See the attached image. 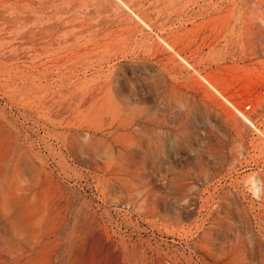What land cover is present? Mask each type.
<instances>
[{
  "label": "rangeland",
  "instance_id": "rangeland-1",
  "mask_svg": "<svg viewBox=\"0 0 264 264\" xmlns=\"http://www.w3.org/2000/svg\"><path fill=\"white\" fill-rule=\"evenodd\" d=\"M0 264H264V0H0Z\"/></svg>",
  "mask_w": 264,
  "mask_h": 264
},
{
  "label": "built area",
  "instance_id": "built-area-1",
  "mask_svg": "<svg viewBox=\"0 0 264 264\" xmlns=\"http://www.w3.org/2000/svg\"><path fill=\"white\" fill-rule=\"evenodd\" d=\"M250 107H251V106H250L249 104H248V105H246V106H245V110H249V109H250ZM240 114H243V112H240Z\"/></svg>",
  "mask_w": 264,
  "mask_h": 264
},
{
  "label": "bare ground",
  "instance_id": "bare-ground-1",
  "mask_svg": "<svg viewBox=\"0 0 264 264\" xmlns=\"http://www.w3.org/2000/svg\"><path fill=\"white\" fill-rule=\"evenodd\" d=\"M253 127V126H252Z\"/></svg>",
  "mask_w": 264,
  "mask_h": 264
}]
</instances>
